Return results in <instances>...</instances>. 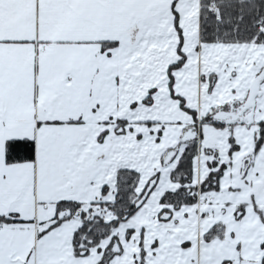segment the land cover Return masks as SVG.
I'll list each match as a JSON object with an SVG mask.
<instances>
[{"label": "snow or ice", "instance_id": "6c2138e0", "mask_svg": "<svg viewBox=\"0 0 264 264\" xmlns=\"http://www.w3.org/2000/svg\"><path fill=\"white\" fill-rule=\"evenodd\" d=\"M0 264H264V0H0Z\"/></svg>", "mask_w": 264, "mask_h": 264}]
</instances>
